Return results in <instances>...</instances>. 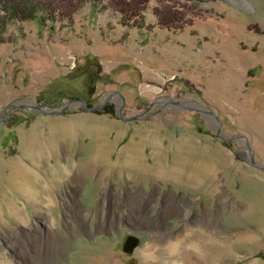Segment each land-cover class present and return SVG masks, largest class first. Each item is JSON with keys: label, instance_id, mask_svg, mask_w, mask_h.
<instances>
[{"label": "rangeland", "instance_id": "obj_1", "mask_svg": "<svg viewBox=\"0 0 264 264\" xmlns=\"http://www.w3.org/2000/svg\"><path fill=\"white\" fill-rule=\"evenodd\" d=\"M246 143L264 0H0V264H264Z\"/></svg>", "mask_w": 264, "mask_h": 264}, {"label": "water", "instance_id": "obj_2", "mask_svg": "<svg viewBox=\"0 0 264 264\" xmlns=\"http://www.w3.org/2000/svg\"><path fill=\"white\" fill-rule=\"evenodd\" d=\"M73 101H76V102H80V103H82L83 106H84V108H85L86 110L94 111V110H96L97 107H98V106H96V107H93V108H89V107L87 106L86 102H85L84 100H82V99H77V100H73ZM70 102H71V101H70ZM70 102L66 103V104L63 105L60 109H57V110L50 109V110L47 111V110H45L43 107H41V106H37V105H36V106H31V108H33V109H37V110H40V111H42V112H44V113H47V114H54V113H58V112L64 110V109L68 106V104H69ZM119 111H120V108H119ZM209 113H210L214 118L218 119V117H217L212 111H210ZM246 144H247V149H248L249 159H250L251 164H252L253 166H256V167H259V168H261V169H264V166H259V165L255 162L254 157H253V153H252V151L250 150L248 143H246Z\"/></svg>", "mask_w": 264, "mask_h": 264}, {"label": "bare ground", "instance_id": "obj_3", "mask_svg": "<svg viewBox=\"0 0 264 264\" xmlns=\"http://www.w3.org/2000/svg\"><path fill=\"white\" fill-rule=\"evenodd\" d=\"M211 239H213V238H211ZM214 240V239H213ZM208 241V240H207ZM180 242L183 244V241L182 240H180ZM195 241H190V244L192 245V247H195V245H197V243L195 242ZM209 242H213V241H209ZM214 243H216V242H214ZM189 245V244H188ZM187 245V246H188ZM151 246V245H150ZM149 246V249H150V251H151V249H152V247H150ZM190 246V245H189ZM176 247H177V245H176V243H171V244H168L167 245V248H166V250L167 251H169L170 253H171V255H173L174 253H176L175 251H176ZM155 252V251H154ZM145 254L147 255V256H149L150 254H149V250L148 249H146L145 250ZM207 254H210V253H207ZM176 255V254H175ZM201 256V255H200ZM206 256V255H205ZM208 256V255H207ZM172 258V257H171ZM170 264H185L184 262H172V263H170Z\"/></svg>", "mask_w": 264, "mask_h": 264}, {"label": "trees", "instance_id": "obj_4", "mask_svg": "<svg viewBox=\"0 0 264 264\" xmlns=\"http://www.w3.org/2000/svg\"><path fill=\"white\" fill-rule=\"evenodd\" d=\"M89 105V104H88Z\"/></svg>", "mask_w": 264, "mask_h": 264}]
</instances>
